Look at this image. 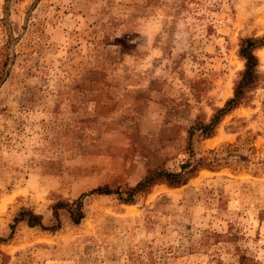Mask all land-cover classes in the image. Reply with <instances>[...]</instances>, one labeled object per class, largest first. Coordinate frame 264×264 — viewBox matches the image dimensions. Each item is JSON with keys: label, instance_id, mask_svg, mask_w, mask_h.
I'll return each mask as SVG.
<instances>
[{"label": "rangeland", "instance_id": "374dc122", "mask_svg": "<svg viewBox=\"0 0 264 264\" xmlns=\"http://www.w3.org/2000/svg\"><path fill=\"white\" fill-rule=\"evenodd\" d=\"M262 35L264 0H0V236L20 207L66 208L55 232L19 223L0 264H264V46L248 99L192 138L212 169L132 204L97 193L177 170Z\"/></svg>", "mask_w": 264, "mask_h": 264}, {"label": "trees", "instance_id": "16d2710c", "mask_svg": "<svg viewBox=\"0 0 264 264\" xmlns=\"http://www.w3.org/2000/svg\"><path fill=\"white\" fill-rule=\"evenodd\" d=\"M264 46V35L260 37L245 36L240 39L238 47V56L244 61L243 69L238 73L237 78L233 84L232 96L225 100L223 106L215 107L213 113L208 121L202 120L199 116L196 117L193 124L188 129L187 150L188 158L179 164L177 170L167 169L163 165H158L147 169L143 177L137 180L133 185L125 186L124 189L119 191L101 192L98 194L115 193L117 198L126 204L135 202V197L139 194L148 193L149 190L156 184L164 183L169 187H179L188 182L189 179L194 177L199 168L204 166L212 169V159L195 158V153L192 147V138L196 132H200L206 137L214 133L216 126L220 120L231 110L244 103L248 99V92L256 87L259 82L260 75L257 70L258 57L255 54V49ZM8 53L5 54L4 60L0 67V80L6 75L5 66L7 64ZM214 158V157H212ZM90 191L82 193L74 205L77 207L82 216V200L85 196L94 193ZM66 209L63 205H54L52 207L51 224L46 225L43 217L34 212L32 208L20 207L15 213L12 223L10 224V233L6 237L0 236V244L7 242L14 235L16 226L23 222L28 227H37L42 230L55 232L61 227L60 209ZM72 214V210H68ZM238 262L241 264H256L255 258L248 256L242 252L238 254Z\"/></svg>", "mask_w": 264, "mask_h": 264}]
</instances>
